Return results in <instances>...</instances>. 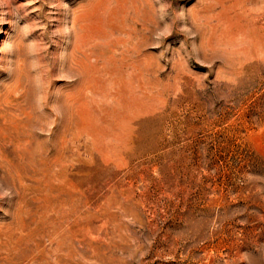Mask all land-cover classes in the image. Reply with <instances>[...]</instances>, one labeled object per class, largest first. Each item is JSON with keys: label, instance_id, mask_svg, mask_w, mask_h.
Wrapping results in <instances>:
<instances>
[{"label": "rangeland", "instance_id": "1", "mask_svg": "<svg viewBox=\"0 0 264 264\" xmlns=\"http://www.w3.org/2000/svg\"><path fill=\"white\" fill-rule=\"evenodd\" d=\"M0 264H264V0H0Z\"/></svg>", "mask_w": 264, "mask_h": 264}]
</instances>
